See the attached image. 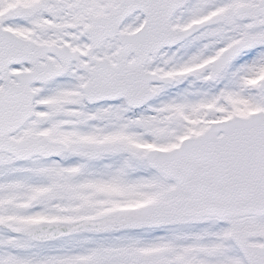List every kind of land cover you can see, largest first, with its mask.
I'll list each match as a JSON object with an SVG mask.
<instances>
[{"label":"snow or ice","instance_id":"1","mask_svg":"<svg viewBox=\"0 0 264 264\" xmlns=\"http://www.w3.org/2000/svg\"><path fill=\"white\" fill-rule=\"evenodd\" d=\"M0 264H264V0H0Z\"/></svg>","mask_w":264,"mask_h":264}]
</instances>
